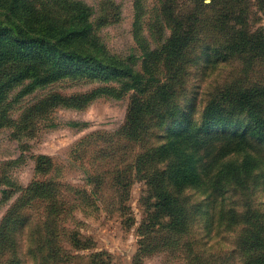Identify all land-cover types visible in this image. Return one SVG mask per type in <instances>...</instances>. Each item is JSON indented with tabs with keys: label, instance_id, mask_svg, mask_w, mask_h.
<instances>
[{
	"label": "rangeland",
	"instance_id": "1",
	"mask_svg": "<svg viewBox=\"0 0 264 264\" xmlns=\"http://www.w3.org/2000/svg\"><path fill=\"white\" fill-rule=\"evenodd\" d=\"M61 1L34 0L61 8L51 9L56 18L63 15ZM78 1L94 8L92 18L114 14L95 32L102 62L118 68L130 63L146 77L154 71L160 81L150 80L140 94L108 72L81 69L73 76L68 66L55 72L50 55L25 52L13 59L21 12L6 16L8 1L0 0V47L10 52L0 65V264H51L47 252L59 264H242L249 249L241 239L252 226L245 219L254 214L264 224V146L249 148L259 164L242 193L215 186L204 173L216 142L199 148V177L175 185L163 164L167 155L155 151L174 127L163 136L167 121L158 114L185 119L196 98L198 123L208 100L228 107L235 89L262 97L264 52L243 69L240 58L216 57L210 64L199 54L200 43L170 63L162 45L171 36L168 18L190 11L181 0L171 15L160 12L156 0H139L135 26V0ZM248 25L264 33V13L250 16ZM136 39L149 51L158 48L145 68ZM73 47L83 49L78 42L64 46ZM133 100L141 112L128 122ZM232 206L238 216L229 224Z\"/></svg>",
	"mask_w": 264,
	"mask_h": 264
},
{
	"label": "trees",
	"instance_id": "2",
	"mask_svg": "<svg viewBox=\"0 0 264 264\" xmlns=\"http://www.w3.org/2000/svg\"><path fill=\"white\" fill-rule=\"evenodd\" d=\"M5 1H8L4 11L6 16L18 10L21 12V22L16 25L18 36H14L17 44L15 43L16 47L13 50V59L25 52H31L40 57L50 55L54 57L56 63L55 72H59L65 66L71 69L70 73L73 76L82 70L86 73L89 69L98 75L101 72H108V74L121 76L127 81V88L140 94L146 90V86L148 87L146 84L150 80L160 81V77L154 71H150L149 77H146L143 71L134 70L130 63L118 68L115 65L109 66L108 63L99 59L97 54H101L103 45L96 41L95 32L104 20L114 14L102 12L98 17L96 16L97 18H92L94 14L92 6L78 0H62L57 3L61 4L63 15L56 18L51 9L55 11L61 9L58 6L53 8L37 6L34 0ZM110 1L106 0L107 3ZM156 2L160 12L168 15L174 13L177 0H156ZM180 2L183 9L190 11L181 18L175 13L174 17L168 18L172 22L171 36L168 42L162 45L166 61L174 62L182 56L183 48H192L200 43L202 45H200L199 54L206 55L210 64L216 57L240 58L243 69H246L252 66L254 59L263 54V29H251L248 19L252 15L258 18L260 13H264V0H181ZM135 3L134 26L139 23L142 15L140 1L135 0ZM13 28L11 27L12 32ZM197 28H200L198 35ZM138 32L136 28L135 33ZM52 37L54 40L51 39ZM71 42H78L83 49L64 48ZM137 43L145 55L143 64L145 68L148 58H153L158 53L155 51L158 48L149 51L144 41H137ZM22 47L25 48L24 51ZM91 51L94 53H90ZM9 53L5 48L0 47V65ZM235 90L230 94L228 107H224L221 101L208 100L202 114L198 115L200 119L198 123L194 121L196 98L190 101L185 119H170L165 117L164 112L158 114V119L167 121L163 136L168 127H174L167 137L169 139L155 147V151L161 153V157L164 154L168 157L167 163L165 159L163 164L164 166L167 164V168L170 169V182H174L175 185L187 184L197 179L199 170L196 164L202 159L199 148L205 143L216 142L212 148L216 156L211 165L204 163V173L209 178L213 176L215 186L232 187L234 190L238 189L240 193L244 191L248 179L252 178V172L259 164V160L249 148L255 145L264 146V93L262 97L257 98L250 89ZM128 108L126 118L129 122L138 112H141V107H138L133 100ZM225 110L229 112V116L225 115ZM155 115L153 114L151 118ZM69 124L75 126L78 121H70ZM217 159L222 160L218 161L212 173V165L217 162ZM168 210L172 212L173 209ZM222 212L220 209V215ZM226 213L229 215L228 223L232 224L238 216L237 208L228 207ZM245 220L247 224L252 223V226L248 227L249 236L241 239L244 241L243 248L244 244L248 245L250 253L247 257H242V264H264V224L254 217V214ZM241 250L244 249L241 248ZM46 256L51 260V264H59L54 253L47 252Z\"/></svg>",
	"mask_w": 264,
	"mask_h": 264
}]
</instances>
